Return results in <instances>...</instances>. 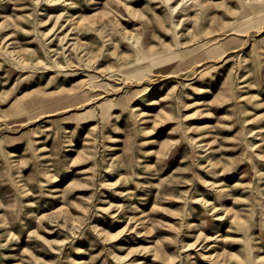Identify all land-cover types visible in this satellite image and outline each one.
Listing matches in <instances>:
<instances>
[{
	"label": "rangeland",
	"instance_id": "1",
	"mask_svg": "<svg viewBox=\"0 0 264 264\" xmlns=\"http://www.w3.org/2000/svg\"><path fill=\"white\" fill-rule=\"evenodd\" d=\"M253 1L0 0V264H264Z\"/></svg>",
	"mask_w": 264,
	"mask_h": 264
},
{
	"label": "bare ground",
	"instance_id": "2",
	"mask_svg": "<svg viewBox=\"0 0 264 264\" xmlns=\"http://www.w3.org/2000/svg\"><path fill=\"white\" fill-rule=\"evenodd\" d=\"M264 12V6L260 5L257 0L243 5V14L245 18H251L254 15ZM140 108L136 107L135 111H139Z\"/></svg>",
	"mask_w": 264,
	"mask_h": 264
}]
</instances>
